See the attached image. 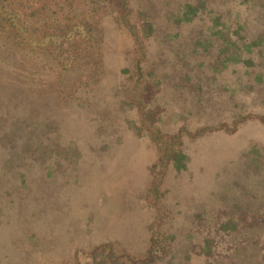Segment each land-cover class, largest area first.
I'll use <instances>...</instances> for the list:
<instances>
[{
    "label": "rangeland",
    "instance_id": "obj_1",
    "mask_svg": "<svg viewBox=\"0 0 264 264\" xmlns=\"http://www.w3.org/2000/svg\"><path fill=\"white\" fill-rule=\"evenodd\" d=\"M184 2L133 1L161 30L143 84L110 21L101 61L33 44L26 69L0 64V264H264V42L210 73L191 49L218 36L165 26Z\"/></svg>",
    "mask_w": 264,
    "mask_h": 264
},
{
    "label": "trees",
    "instance_id": "obj_2",
    "mask_svg": "<svg viewBox=\"0 0 264 264\" xmlns=\"http://www.w3.org/2000/svg\"><path fill=\"white\" fill-rule=\"evenodd\" d=\"M133 1L0 0V64H16L19 61L23 69H26L25 57L28 52L37 49L41 52L39 48L42 49L44 44L50 52L54 50L65 64L81 58L80 48L94 50L90 55H96L101 61L105 27L110 21L116 28L127 30L133 38L136 59L132 80L139 84L142 81L143 84L147 79L144 67L147 62L146 43L160 36L161 30L153 17L155 14L150 9H142L140 12V9L132 5ZM109 8L115 9L116 13H112ZM175 8L168 12L167 28L174 29L198 21L200 24H195L194 28L204 32L207 26L214 36H218V40L209 36L197 38L193 40L194 46L191 49L193 53L200 54L198 60L213 57L210 58V73L222 77L234 63H244L247 67L257 65L256 57L264 42V0H241V3L240 0H188ZM135 10L141 15L139 21H136ZM108 15L113 17L108 18ZM206 15L210 16V24L206 22ZM259 19L261 26L252 27L251 21ZM251 29H259L256 39ZM178 36L172 33L165 35L172 38ZM233 36L237 39L233 40ZM33 44H36L37 49ZM217 48L219 51L215 55ZM245 74L249 75V72ZM169 240L163 244L171 245L172 238ZM157 245L153 240L152 248ZM160 250L164 255L167 254L166 248ZM162 259L158 255L156 259L153 257L143 262L150 264Z\"/></svg>",
    "mask_w": 264,
    "mask_h": 264
}]
</instances>
